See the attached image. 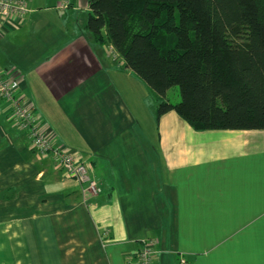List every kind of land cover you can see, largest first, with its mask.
Wrapping results in <instances>:
<instances>
[{"label": "crops", "instance_id": "crops-1", "mask_svg": "<svg viewBox=\"0 0 264 264\" xmlns=\"http://www.w3.org/2000/svg\"><path fill=\"white\" fill-rule=\"evenodd\" d=\"M24 1L0 27V71L102 192L39 154L0 98V264H136L148 239L153 264H264V130L197 131L175 111L157 124L154 103L147 136L140 84L91 38L89 0Z\"/></svg>", "mask_w": 264, "mask_h": 264}, {"label": "trees", "instance_id": "trees-1", "mask_svg": "<svg viewBox=\"0 0 264 264\" xmlns=\"http://www.w3.org/2000/svg\"><path fill=\"white\" fill-rule=\"evenodd\" d=\"M86 28L197 131L264 130V0H89ZM178 88L181 100L168 93Z\"/></svg>", "mask_w": 264, "mask_h": 264}, {"label": "built area", "instance_id": "built-area-1", "mask_svg": "<svg viewBox=\"0 0 264 264\" xmlns=\"http://www.w3.org/2000/svg\"><path fill=\"white\" fill-rule=\"evenodd\" d=\"M69 5V0H61L59 8L65 10ZM29 11L24 0H0V27L8 19L25 17ZM18 89L19 82L0 71V98L10 104L16 126L28 133L33 148L43 156L51 155L68 177L80 183L84 194H101V185L90 174L89 166L75 154L55 146L53 138L43 129V122L30 101L17 96ZM156 244L155 240H142L136 264H153ZM179 264L190 262L181 255Z\"/></svg>", "mask_w": 264, "mask_h": 264}, {"label": "rangeland", "instance_id": "rangeland-1", "mask_svg": "<svg viewBox=\"0 0 264 264\" xmlns=\"http://www.w3.org/2000/svg\"><path fill=\"white\" fill-rule=\"evenodd\" d=\"M132 77L136 79L139 85L135 84V87H132V95H131V110L135 114H137L142 119V123L144 124V129H147L145 133L149 136V132L152 131V126L155 124V117L153 113V107L156 104V97L154 94L152 95V91L143 83H140L138 77L132 73ZM139 80V81H138ZM144 94V96H143ZM144 98V101H143ZM168 99L172 103H178L181 100L180 92L178 88H173L168 93ZM155 103V104H154ZM155 126V125H154ZM147 143H150V139H147ZM148 157L153 158V155L148 152ZM160 160V154H159Z\"/></svg>", "mask_w": 264, "mask_h": 264}]
</instances>
